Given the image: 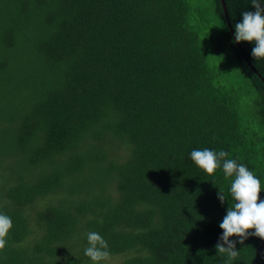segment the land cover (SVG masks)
<instances>
[{
  "label": "trees",
  "instance_id": "1",
  "mask_svg": "<svg viewBox=\"0 0 264 264\" xmlns=\"http://www.w3.org/2000/svg\"><path fill=\"white\" fill-rule=\"evenodd\" d=\"M209 1L211 16L189 0H0V92L18 107L5 121L29 165H48L35 180L4 187L10 204L0 211L14 226L0 264L90 261L89 231L108 241L110 254L125 255L116 264H225L215 245L234 203L231 178L222 168L207 174L190 153L224 150L264 190V58L251 55L254 42H240L242 54L220 0ZM225 4L234 33L243 12L255 11L252 0ZM229 69L253 90L251 111ZM108 137L129 146L126 159H108ZM91 163L107 175L102 192L24 213ZM81 234L78 257L60 262ZM31 235L35 243L24 248ZM236 247L232 264H264V239Z\"/></svg>",
  "mask_w": 264,
  "mask_h": 264
},
{
  "label": "clouds",
  "instance_id": "2",
  "mask_svg": "<svg viewBox=\"0 0 264 264\" xmlns=\"http://www.w3.org/2000/svg\"><path fill=\"white\" fill-rule=\"evenodd\" d=\"M252 4L255 11H244L242 21L235 24V42H254L251 55L258 60L264 58V6L260 0H252ZM228 156L229 153L224 150L209 148L193 149L190 153L191 160L207 174L213 175L222 168L225 178H231L229 191L234 203L227 208L219 224L223 233L215 247L219 254H226L225 264H232L240 253L237 243L243 244L250 236L264 239V199L260 195L264 190L261 180L253 171L236 159H226ZM217 195L224 203L226 195L222 188ZM13 226L12 218L0 211V251L6 248ZM233 236L238 239H231ZM87 241L84 254L93 264L109 259L108 241L99 232L89 231Z\"/></svg>",
  "mask_w": 264,
  "mask_h": 264
},
{
  "label": "rangeland",
  "instance_id": "3",
  "mask_svg": "<svg viewBox=\"0 0 264 264\" xmlns=\"http://www.w3.org/2000/svg\"><path fill=\"white\" fill-rule=\"evenodd\" d=\"M189 2L192 7L200 8V10L203 11V15L211 16L212 4L209 0H189ZM230 72L231 71L229 69V73ZM229 80L235 88L239 89L238 91L240 92V98L248 104L247 107H249L251 111L252 106L249 105L248 101L253 97V90L249 87L247 81L242 77H238L235 73L229 74ZM0 90L3 91L2 89ZM1 94L2 92H0V205H8L10 202L3 195L4 187L10 185V183H13L18 177H25L29 180H35L39 178L45 174L48 165H29L26 157L16 147L14 141V132L9 129L12 125L7 123L5 120L9 118V115L13 113V111L18 110V107L11 106L12 103H10L11 99L9 95ZM109 138L110 137L101 142L103 148L108 151V159H113L116 161H123L126 159L129 153V146L117 139L109 140ZM67 159L68 157H66V155L60 156L59 160H55V162L52 164L54 167H57L59 163V166L63 167V165L66 164ZM94 164L95 163L89 164L88 170L85 171V174L82 173L75 177H67L63 186L57 193L48 194L44 198L37 199L31 206L24 208V213L28 216H31L35 209L43 208L49 204H56L62 198H69L71 204H73V202H75L77 199H89L90 196H94V194L102 192V184L104 183V180H107V175L103 169L99 168L98 164ZM74 188L77 189V193L71 194V190ZM107 189L105 192L108 191ZM110 189L112 190L113 187ZM70 197L74 199H71ZM63 201L64 200L61 202ZM90 216V213H88L85 218H90ZM85 218H81V220ZM32 227L34 228L35 226L32 225ZM36 237L37 235L29 236L27 240L22 243V246L24 248L31 247L35 243ZM72 240H74V242ZM72 240L69 242V245L74 243L75 245L73 248L58 254L57 259H59L60 262H64V258L67 256L73 255L74 257H78L77 255H79V252L77 251L82 248V244H85L83 234L77 235ZM124 258L125 255L120 253L110 254L108 260L101 261L99 264H116L123 261ZM76 264H93V261H81Z\"/></svg>",
  "mask_w": 264,
  "mask_h": 264
},
{
  "label": "water",
  "instance_id": "4",
  "mask_svg": "<svg viewBox=\"0 0 264 264\" xmlns=\"http://www.w3.org/2000/svg\"><path fill=\"white\" fill-rule=\"evenodd\" d=\"M220 2H221V5H222V8H223L224 16H225L226 21H227V24H228V26H229L230 32H231V34H232V36H233V39H234V41H235V33H234L233 28H232V25L230 24V20H229V17H228V13H227V8H226L225 0H220ZM235 43L239 46V48H240L242 54H244L243 50H242L241 47H240V42H239V43L235 42ZM252 67H253V66H252ZM263 80H264V79H263Z\"/></svg>",
  "mask_w": 264,
  "mask_h": 264
}]
</instances>
